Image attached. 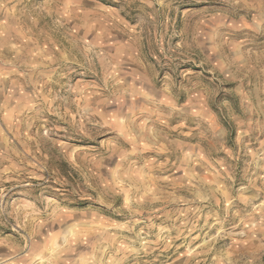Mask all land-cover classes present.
<instances>
[{"label": "rangeland", "instance_id": "1", "mask_svg": "<svg viewBox=\"0 0 264 264\" xmlns=\"http://www.w3.org/2000/svg\"><path fill=\"white\" fill-rule=\"evenodd\" d=\"M0 264H264V0H0Z\"/></svg>", "mask_w": 264, "mask_h": 264}]
</instances>
